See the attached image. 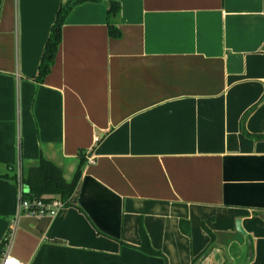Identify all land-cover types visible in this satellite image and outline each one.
<instances>
[{
	"label": "crops",
	"instance_id": "0c3cea01",
	"mask_svg": "<svg viewBox=\"0 0 264 264\" xmlns=\"http://www.w3.org/2000/svg\"><path fill=\"white\" fill-rule=\"evenodd\" d=\"M66 1L0 0V247L17 171L44 158L71 182L81 153L65 207L18 219L22 263L264 264L263 0L78 5L38 83Z\"/></svg>",
	"mask_w": 264,
	"mask_h": 264
},
{
	"label": "trees",
	"instance_id": "16d2710c",
	"mask_svg": "<svg viewBox=\"0 0 264 264\" xmlns=\"http://www.w3.org/2000/svg\"><path fill=\"white\" fill-rule=\"evenodd\" d=\"M101 0H67L62 3L56 13L54 22L50 27V31L46 42L44 44L43 52L39 61L37 75L35 77L38 83L44 81L46 76L50 73L54 64L58 47L62 40V27L65 19L73 8L78 5L87 2H100ZM264 6V0H263ZM120 10V6L117 2H110L107 9L108 16V34L112 38H117L120 33L115 26L114 20L117 17ZM228 150L234 152L237 150V139L235 135H229L227 138ZM80 164L75 173V176L71 182H66L63 178L62 172L59 168L54 166L51 162L40 158L39 163L27 169L22 170L23 185L28 188V193H25V197L28 199H43L51 200L54 198L60 199L67 204L71 195L73 194L78 180L81 176L83 166L86 159L83 154L80 153ZM183 230V227H181ZM185 230V229H184ZM140 235L142 239L141 250L150 255H159L154 251L150 245L148 238L144 231L140 229ZM2 247V246H1ZM0 247V249H1Z\"/></svg>",
	"mask_w": 264,
	"mask_h": 264
},
{
	"label": "built area",
	"instance_id": "2783aa9c",
	"mask_svg": "<svg viewBox=\"0 0 264 264\" xmlns=\"http://www.w3.org/2000/svg\"><path fill=\"white\" fill-rule=\"evenodd\" d=\"M87 162L92 163L93 158L88 157ZM15 180L18 185L17 210L15 216L10 221L9 227L2 240V247L0 250V264H26L16 259L11 253L17 222L20 217L26 216V217L38 218V217L47 216L53 218L66 205L65 202L57 198L47 201L43 199L26 198L23 190L24 185H23V175L21 169L17 171Z\"/></svg>",
	"mask_w": 264,
	"mask_h": 264
},
{
	"label": "water",
	"instance_id": "95a60500",
	"mask_svg": "<svg viewBox=\"0 0 264 264\" xmlns=\"http://www.w3.org/2000/svg\"><path fill=\"white\" fill-rule=\"evenodd\" d=\"M235 228H236V231L239 232L240 234H242L243 236H246V232L245 230L243 229L242 225H241V221L240 219H238L235 223Z\"/></svg>",
	"mask_w": 264,
	"mask_h": 264
}]
</instances>
